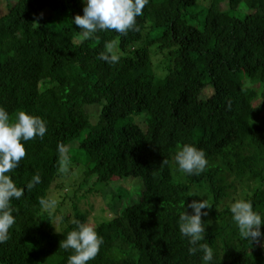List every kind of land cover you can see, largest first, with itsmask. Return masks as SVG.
I'll return each mask as SVG.
<instances>
[{
	"label": "trees",
	"instance_id": "16d2710c",
	"mask_svg": "<svg viewBox=\"0 0 264 264\" xmlns=\"http://www.w3.org/2000/svg\"><path fill=\"white\" fill-rule=\"evenodd\" d=\"M84 6L0 0V106L13 120L24 110L47 126L43 138L22 141L26 155L8 173L24 195L11 201L15 223L0 264H68L73 250L60 243L73 221L95 224L103 237L87 264H208L202 252L189 254L178 228L179 215L203 199L201 243L213 248L212 264H264V237L245 239L230 211L247 199L264 216V0H149L138 30L89 39L73 23ZM108 43L117 63L99 59ZM183 144L205 151L201 174L179 170ZM61 147L68 168H82L74 195L139 178L137 199L120 188L109 193L106 220L90 222L74 206L55 230L40 201L61 189ZM36 174L41 182L28 189Z\"/></svg>",
	"mask_w": 264,
	"mask_h": 264
},
{
	"label": "clouds",
	"instance_id": "9594fccd",
	"mask_svg": "<svg viewBox=\"0 0 264 264\" xmlns=\"http://www.w3.org/2000/svg\"><path fill=\"white\" fill-rule=\"evenodd\" d=\"M82 15H76L73 23L79 26L83 39H89L98 31L114 30L126 35L129 30H138L136 18L143 14V9L149 0H83ZM114 43L106 45V52L99 54V59L114 64L120 59L113 54ZM47 131L46 122L39 116L20 110L13 120L8 111L0 106V243L7 239L9 228L15 223L14 209L11 201L24 195V189L18 188L8 175L17 168L19 162L25 157V146L22 141H28L37 136L43 138ZM62 159L60 171L67 172L69 157L63 147L60 148ZM175 161L180 171L188 175H199L207 166L206 153L194 144H183L175 155ZM41 182V176L36 174L26 187L31 189ZM40 203L50 207V203L43 198ZM193 214L185 210L179 215L178 228L182 236L189 240V254L198 251L203 253L202 259L212 264L214 250L209 244L201 243L205 239V224L201 217L206 216L209 206L203 200H193L189 205ZM232 219L239 228L240 234L250 242L264 237L261 226L264 225V216L254 210L253 204L247 199H236L230 205ZM76 228L71 230L60 243L65 250H73L68 258V264H87L97 256L103 237L93 226L73 221Z\"/></svg>",
	"mask_w": 264,
	"mask_h": 264
},
{
	"label": "rangeland",
	"instance_id": "374dc122",
	"mask_svg": "<svg viewBox=\"0 0 264 264\" xmlns=\"http://www.w3.org/2000/svg\"><path fill=\"white\" fill-rule=\"evenodd\" d=\"M205 6L206 3L201 2L200 8H198V10L203 9ZM155 61L160 62V58L159 60ZM164 65L165 63L163 62L160 70L154 71L157 76H161L162 72H164ZM155 66L153 65V67ZM143 118L144 115H140L139 117L135 118V122L143 125ZM70 167L71 168H68L66 174L58 182V185L61 186V189H59V187H56L53 188L49 193V203L51 206L46 209L50 213L54 214L53 225L55 230H58L60 228L62 215L67 213H74V206L79 207V210L81 209V214L85 213L84 211H87L88 220L90 222L99 223L101 220L104 221L110 217L109 214H105L108 211L107 199L110 196L109 193H116L121 188L124 189L122 190V197H124V199H129L133 195L134 197H132V199H137L139 192L142 189L141 180L139 178H127L121 183H112L109 187H107V189H104L103 192L92 194L80 192L77 195H74V191L76 192L77 189V182L79 181L82 174V168L81 166L75 168L74 166ZM198 194L201 193L199 192ZM239 195H243V192L240 191ZM68 197L71 198L67 199ZM115 199L117 205H119V201L121 200V198L116 197ZM118 207H120V205Z\"/></svg>",
	"mask_w": 264,
	"mask_h": 264
}]
</instances>
